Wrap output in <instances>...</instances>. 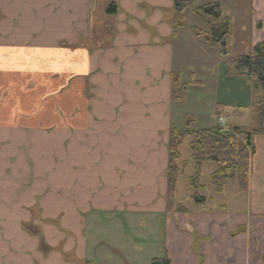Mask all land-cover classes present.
Wrapping results in <instances>:
<instances>
[{"label": "crops", "instance_id": "obj_1", "mask_svg": "<svg viewBox=\"0 0 264 264\" xmlns=\"http://www.w3.org/2000/svg\"><path fill=\"white\" fill-rule=\"evenodd\" d=\"M174 1L0 0V264H264V136L245 190L231 181L166 209L168 132L193 115L174 113L186 96L172 100L171 76L202 88L183 82L173 41L186 40L180 60L214 53L189 9L173 34ZM179 1L218 4L231 23L220 2ZM239 33L245 53L264 42V0ZM226 49L214 86L227 101L213 106L229 118L240 55Z\"/></svg>", "mask_w": 264, "mask_h": 264}, {"label": "trees", "instance_id": "obj_2", "mask_svg": "<svg viewBox=\"0 0 264 264\" xmlns=\"http://www.w3.org/2000/svg\"><path fill=\"white\" fill-rule=\"evenodd\" d=\"M189 9L204 22V29L194 30V35L210 46L217 47L222 56L227 55L225 38L230 33V24L223 17L218 4H208L197 8L188 2L175 0L172 7L171 25L175 35L184 26L183 11ZM108 15L116 13V6L110 3L105 10ZM234 66L239 74L251 77L254 88L261 91L254 103L255 126L245 130L240 127H231L227 132L217 126L207 129H190L193 118L186 116L183 129L170 128L168 134L166 178V209L168 212L182 213L186 211L182 206L174 203L176 195V179L179 173L178 160L180 147L188 140L190 159L194 165V177L190 179L193 188L191 199L195 203L203 204L205 198L198 195L197 178L199 169L204 162H212L215 166L211 174V183L214 190L219 192L228 182H236L240 192L245 190L250 157L255 152L254 138L264 136V42L256 44L247 55L240 56L228 62ZM194 83L193 81H189ZM186 88L180 85L176 74L171 76V94L174 102H182ZM242 233L239 229L235 235ZM150 264H169L166 258L154 259Z\"/></svg>", "mask_w": 264, "mask_h": 264}, {"label": "rangeland", "instance_id": "obj_3", "mask_svg": "<svg viewBox=\"0 0 264 264\" xmlns=\"http://www.w3.org/2000/svg\"><path fill=\"white\" fill-rule=\"evenodd\" d=\"M210 1V0H207ZM206 1V2H207ZM220 2L222 4V11L225 16L230 20V30L236 32V36L228 35L225 40L227 42L229 55H247L243 52L242 46H240V39L238 36L241 34L239 32L245 31L248 27L250 21V0H211ZM194 19L188 20L190 24L195 23L197 20L199 22V28L204 29V22L199 17H194ZM244 33V32H243ZM230 34V33H229ZM186 40L175 39L173 41L174 45V62L176 63V69L181 71V78L184 83H187V78H189L190 73L194 74L192 76L193 80H201L202 88L198 90L199 87H192V85L186 84L185 88V102L176 104L174 113L193 114L192 123H190V129H207L210 126L216 125L214 117L218 113L224 114L223 109L219 111H214L213 103H222L227 101L226 98H222L218 94L214 86L215 82L226 81L224 70L219 66L218 57L219 49L217 47L209 48L213 50V54L209 55L206 60L195 64L194 58L195 54L189 55L183 58V60L178 59L181 56L182 52L186 45ZM186 52V50L184 51ZM194 53V52H193ZM239 56V57H240ZM230 68H235L234 66H229ZM233 73L236 75L237 71L233 70ZM240 72L239 74V84H238V93L237 98L235 97L231 103L235 107L234 115L230 114L229 124L231 126L238 125L245 130L251 129L255 126L256 117L254 115V103L257 97L261 94V91L254 88V80L251 77L245 76ZM191 79V78H190ZM192 80V81H193ZM179 115V114H177ZM236 115V116H235ZM178 121V119H177ZM185 120L182 119V122H176L174 125L177 128H180L184 125ZM180 158L178 160L179 173L176 179V201L186 205L187 200L190 194L193 193V188L190 185V179L194 177V165L191 163L189 158L188 150V140H185L179 150ZM204 164V163H203ZM202 164V165H203ZM210 164V163H209ZM201 165L199 169V174L196 184H198L197 193L200 196L208 198L215 194L214 186L211 183V174L213 173V163L210 165L204 164ZM211 166V167H210ZM215 169V168H214ZM227 196V194H224ZM191 202L195 203L193 200ZM200 204V203H196ZM202 205V204H201ZM208 206L215 205L214 201H208Z\"/></svg>", "mask_w": 264, "mask_h": 264}, {"label": "built area", "instance_id": "obj_4", "mask_svg": "<svg viewBox=\"0 0 264 264\" xmlns=\"http://www.w3.org/2000/svg\"><path fill=\"white\" fill-rule=\"evenodd\" d=\"M218 122H219L220 125H223L225 123V119L222 118V117H219L218 118Z\"/></svg>", "mask_w": 264, "mask_h": 264}]
</instances>
